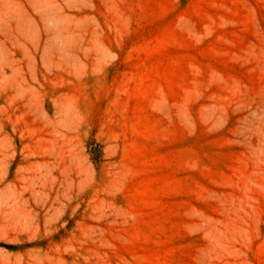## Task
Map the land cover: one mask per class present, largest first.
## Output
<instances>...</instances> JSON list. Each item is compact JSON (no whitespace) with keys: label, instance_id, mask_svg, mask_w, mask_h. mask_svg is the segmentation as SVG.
Listing matches in <instances>:
<instances>
[{"label":"rangeland","instance_id":"rangeland-1","mask_svg":"<svg viewBox=\"0 0 264 264\" xmlns=\"http://www.w3.org/2000/svg\"><path fill=\"white\" fill-rule=\"evenodd\" d=\"M0 264H264V0H0Z\"/></svg>","mask_w":264,"mask_h":264}]
</instances>
